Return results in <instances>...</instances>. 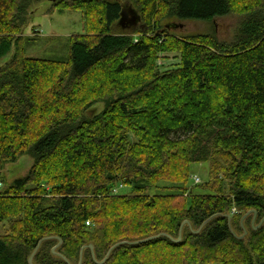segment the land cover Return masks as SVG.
<instances>
[{
    "label": "trees",
    "instance_id": "trees-1",
    "mask_svg": "<svg viewBox=\"0 0 264 264\" xmlns=\"http://www.w3.org/2000/svg\"><path fill=\"white\" fill-rule=\"evenodd\" d=\"M38 1L0 0V59L21 39ZM123 2L141 15V29L117 28ZM68 6L91 29L73 35L67 59L16 52L0 66V223L9 222L0 264H30L46 237L55 238L42 242L35 264H68L52 253L57 237V251L79 264L85 245L94 244L102 261L119 242L159 233L170 237L124 243L104 263L86 248L82 264H264V223L248 228L253 214L244 221L261 242L247 247V235L239 237L242 212L264 218V0ZM230 14L242 19L230 42L215 32L174 36L163 25ZM172 50L180 65L163 71L160 55ZM98 103L104 108L91 115ZM27 154L34 158L28 175L6 185V164ZM196 163L211 165L208 193L188 194ZM162 183L180 194H165ZM214 215L199 233L185 225L183 240L171 239L185 220L197 230Z\"/></svg>",
    "mask_w": 264,
    "mask_h": 264
},
{
    "label": "rangeland",
    "instance_id": "rangeland-1",
    "mask_svg": "<svg viewBox=\"0 0 264 264\" xmlns=\"http://www.w3.org/2000/svg\"><path fill=\"white\" fill-rule=\"evenodd\" d=\"M73 0H40L35 2L28 10V24L26 28L21 32V39L17 45L14 44L9 53L2 59H0V66L10 61L16 54L20 52L27 57L44 58V59H67L70 52V42L73 35H79L88 33L91 27H86L85 18L81 10L74 9L68 5ZM94 15V14H93ZM95 17V15H94ZM94 19H92L93 21ZM241 17L236 14H230L225 17L217 18L212 21H200V20H178L175 18H167L163 21V25H169L176 23L178 27H172L169 33L174 36L185 35H198L208 34L215 32L220 40L230 42L234 39L238 25L241 22ZM119 22V20H118ZM119 25V23H118ZM117 28H121L128 32L132 29H141V25L133 28H122L120 25ZM181 62V55L178 50H172L160 55L158 61L159 67L163 71H172L179 67ZM95 108V109H94ZM104 108L103 103H98L94 107L90 108L88 112L94 115L95 111L101 112ZM34 158L32 155L27 154L20 157L16 162L7 163L2 171L4 182L6 185L12 184L16 179L24 178L28 175ZM211 165L210 163H196L192 167L191 179L187 185L189 187L188 194H202L208 193L206 191L209 180H211ZM200 179V183L196 184V179ZM220 177L219 179H221ZM222 180V179H221ZM197 182V181H196ZM227 184V185H226ZM5 185V186H6ZM172 185V187H171ZM168 186L166 183H162L161 187L166 188L168 191L165 194L179 195L176 184ZM228 186V183H225ZM127 192V191H126ZM163 194V191L153 190L150 192L153 194ZM187 194V193H186ZM185 194V195H186ZM238 213V210H232L231 214ZM240 213V212H239ZM246 212L241 213V221ZM247 227L252 225L253 219L247 218L245 221ZM258 223V222H256ZM237 232L240 231L236 228ZM9 222L5 221L0 223V236H4L8 233ZM183 240V239H182ZM253 235L249 231L245 238V245H250L251 241H255ZM257 242H261L260 239ZM222 251L228 250V242L224 243ZM225 248V249H224ZM53 249V248H52ZM192 253V251H189ZM185 254H189L186 252ZM211 254V253H209ZM213 255V254H212ZM193 264H208V263H193ZM219 264V263H210Z\"/></svg>",
    "mask_w": 264,
    "mask_h": 264
},
{
    "label": "water",
    "instance_id": "water-1",
    "mask_svg": "<svg viewBox=\"0 0 264 264\" xmlns=\"http://www.w3.org/2000/svg\"><path fill=\"white\" fill-rule=\"evenodd\" d=\"M55 1V0H54ZM119 25L122 27V28H133V27H137L138 25H140L141 23V15L139 14V12L131 5L129 4L128 2H123L122 3V11H121V17L119 19ZM167 27H178L176 23L174 24H169L167 25ZM91 114V113H90ZM253 214V228L254 229H258L259 227H261V225L264 223V218L256 225V220L258 218V212L256 210H250L249 212H247L243 218H242V226L244 228V234L239 236L240 238H244L247 233H248V230L247 228L245 227V219L249 216ZM217 215H214L212 216L211 218L207 219L201 226L199 229L195 230L193 229V226H192V223L189 221V220H185L182 225H181V228H180V233H179V236L178 238H172L171 239L175 242H181L182 241V238H183V229H184V226L185 225H189V227L196 233H199L203 227L209 222L211 221L214 217H216ZM226 217L228 218V221H229V225H230V228L233 232V234L236 235L235 231L233 230L232 226H231V214H226ZM160 236H168L170 237L169 235L165 234V233H159L157 235H154V236H151V237H148V238H145V239H142V240H137V241H122V242H119L115 245H113L107 256L105 257V259H103L102 261H97L96 258H95V251H94V244H88V245H85L83 246L82 250H81V255H80V261H79V264H82V261H83V252L86 248H90L91 251H92V254L94 256V259L99 262V263H104L107 258L109 257V255L111 254V252L113 251V249H115L117 246L119 245H122L124 243H129V244H138V243H142V242H146V241H149V240H153L155 238H158ZM49 238H55V237H46V238H43L42 240H40L38 246L36 247V249L34 250V252L32 253V255L29 257V263L30 264H35L34 263V256L35 254L37 253L38 249L40 248L42 242L46 239H49ZM57 239L59 240L58 244L56 246L53 247L52 249V253L55 254V255H58L60 256L61 258H63L68 264H71V262L62 254H60L57 249L61 246V244L63 243V240L59 237H57Z\"/></svg>",
    "mask_w": 264,
    "mask_h": 264
},
{
    "label": "built area",
    "instance_id": "built-area-1",
    "mask_svg": "<svg viewBox=\"0 0 264 264\" xmlns=\"http://www.w3.org/2000/svg\"><path fill=\"white\" fill-rule=\"evenodd\" d=\"M196 181H197V182H199V181H200V179H199V178H197V179H196ZM1 185H2V184L0 183V186H1ZM88 224H89V222H88Z\"/></svg>",
    "mask_w": 264,
    "mask_h": 264
}]
</instances>
